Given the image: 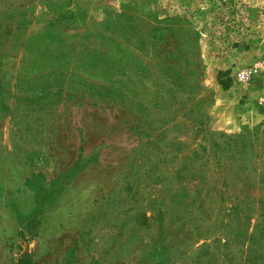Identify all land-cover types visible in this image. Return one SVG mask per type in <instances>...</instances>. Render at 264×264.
<instances>
[{"label":"rangeland","instance_id":"rangeland-1","mask_svg":"<svg viewBox=\"0 0 264 264\" xmlns=\"http://www.w3.org/2000/svg\"><path fill=\"white\" fill-rule=\"evenodd\" d=\"M25 254L264 264V0H0V264Z\"/></svg>","mask_w":264,"mask_h":264},{"label":"trees","instance_id":"trees-1","mask_svg":"<svg viewBox=\"0 0 264 264\" xmlns=\"http://www.w3.org/2000/svg\"><path fill=\"white\" fill-rule=\"evenodd\" d=\"M21 264H35L30 254H25L22 257Z\"/></svg>","mask_w":264,"mask_h":264},{"label":"built area","instance_id":"built-area-1","mask_svg":"<svg viewBox=\"0 0 264 264\" xmlns=\"http://www.w3.org/2000/svg\"><path fill=\"white\" fill-rule=\"evenodd\" d=\"M252 74H250L249 72H244L242 74L239 75L240 79L243 81V82H250L251 79H252Z\"/></svg>","mask_w":264,"mask_h":264}]
</instances>
